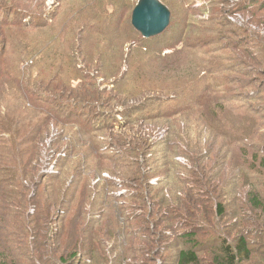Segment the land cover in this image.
<instances>
[{
  "label": "rangeland",
  "instance_id": "374dc122",
  "mask_svg": "<svg viewBox=\"0 0 264 264\" xmlns=\"http://www.w3.org/2000/svg\"><path fill=\"white\" fill-rule=\"evenodd\" d=\"M88 1L0 0V202L17 205L21 183L31 199L36 180L39 198H63L52 228L86 231L83 251L177 264L183 221L158 202L183 186L204 198L218 172L224 214L209 209L198 237L210 264L213 239L256 228L249 192L264 203V0H169L151 39L132 26L139 0ZM200 156L203 179L184 167ZM247 238V264H264V236Z\"/></svg>",
  "mask_w": 264,
  "mask_h": 264
},
{
  "label": "trees",
  "instance_id": "16d2710c",
  "mask_svg": "<svg viewBox=\"0 0 264 264\" xmlns=\"http://www.w3.org/2000/svg\"><path fill=\"white\" fill-rule=\"evenodd\" d=\"M91 1L94 0H89L87 3L85 2L84 7L89 6V2ZM160 1L169 8V0ZM108 5L109 4H104V9L107 13ZM111 5H114V3L112 2ZM80 101L82 102L84 100L80 99ZM202 159L204 160L205 156H200L197 160L192 157L195 170L189 168L188 165L184 167L188 168V171L192 170L196 175H201L200 177L203 179L206 178V175H203L202 172L204 171V173L208 175L207 169H209V166L208 164L201 163ZM208 159L210 158L208 157ZM144 172L145 171L141 174L142 177L137 178L131 175L128 177V180L137 179L140 181L142 178L141 183H144L147 178ZM30 176L33 179L36 174L32 173ZM213 178L214 179L208 178L206 183H202L205 184L206 188L207 184H209V187L203 190L202 194H199L204 198H194V195H187V193H189L188 188L185 189L187 191L184 192V186L183 189H178L177 195L175 196L171 194L166 196L163 191H161L164 196L162 200L158 202L157 206L174 209L176 211V216L171 217L168 221L173 219H180L183 221V226L178 227V229L182 228L183 231L178 236L184 240L185 244L187 243L190 246L181 248L178 251L176 254L177 264H201L200 255L205 249L202 247L203 241L199 240L198 237L206 235V230L208 231L210 226L208 224V228L203 229L202 221H210L209 209L216 217H220L224 214L223 205L220 203H217L214 206L215 208H211L213 198L217 197L220 199L222 196H225L224 193L227 190V188L223 187V177L219 176L218 172ZM165 179H169V176ZM33 181V187H35L33 191L35 195L31 199L27 197V190L31 184L28 183L24 185L21 183L20 187L22 190L16 192V197L18 198L17 205L5 197H3L0 202V230H2V233L0 232V264H83L82 260L84 257L86 259L87 257L89 258L85 264H108L109 262L104 260V255L102 254L104 243L100 245H92L91 243L89 244V249L83 251L88 245L85 241H78V238L86 231H78V224L74 225L76 232L73 234L70 232V236L65 234L64 229L61 233L52 228L50 215L58 205L63 203V198L57 200L52 195H48L45 198L43 195L44 193L42 194V198H39L37 195L40 184L37 183L36 180ZM212 182L213 184H211ZM199 184H201V182ZM180 185L183 184L180 183ZM227 186L229 187V184H227ZM151 193L152 192H149V194ZM249 193V204L255 213L252 224L256 226V228L246 233L245 229L240 224V231L232 237H218L217 239H213L212 245L214 248L211 249L212 261H210V264H247L254 260L253 255L256 250L251 247L252 243L247 238V235L258 234L264 236V222H261V219L264 220V203L261 202L255 192ZM31 208L32 210H30ZM189 208L194 209L193 213L189 214L195 221L185 215L188 214ZM155 213L156 210H154L153 214ZM9 216L13 217L11 219L12 221ZM168 225V227L173 229L174 224L172 222ZM258 226H261L262 229ZM70 238H72V240H70ZM91 238H96V236L94 235ZM143 250L144 251L140 254V258L145 257V255H148L150 252L145 250V248ZM119 264L129 263L128 261L124 262L122 260Z\"/></svg>",
  "mask_w": 264,
  "mask_h": 264
},
{
  "label": "water",
  "instance_id": "95a60500",
  "mask_svg": "<svg viewBox=\"0 0 264 264\" xmlns=\"http://www.w3.org/2000/svg\"><path fill=\"white\" fill-rule=\"evenodd\" d=\"M171 12L160 0H139L132 14V26L145 39L161 35L169 26Z\"/></svg>",
  "mask_w": 264,
  "mask_h": 264
}]
</instances>
